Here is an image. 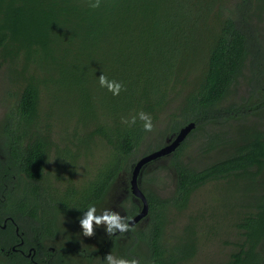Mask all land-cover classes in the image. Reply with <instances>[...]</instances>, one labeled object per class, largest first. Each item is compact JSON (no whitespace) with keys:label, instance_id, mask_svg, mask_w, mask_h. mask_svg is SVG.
Segmentation results:
<instances>
[{"label":"trees","instance_id":"16d2710c","mask_svg":"<svg viewBox=\"0 0 264 264\" xmlns=\"http://www.w3.org/2000/svg\"><path fill=\"white\" fill-rule=\"evenodd\" d=\"M191 55V61L198 60L203 67L190 65V71L200 68V74L185 91L187 77L180 79L179 74ZM0 57L10 63L24 61L20 79L24 86L15 117L8 115L2 128L14 142L0 149L7 156L0 158V213L33 222L26 227L38 236L36 240L56 245L62 234L58 214L76 220L90 205L105 201L117 175L125 171L130 176L143 143L142 155L194 122L187 138L170 156L161 158L174 173L169 194L163 196L150 187L146 166L142 170L140 185L149 204L146 223L140 228L139 223L128 224L132 231L121 234L125 239L112 237L95 251L76 247L77 253L90 260L93 253L104 257L101 253L107 248L118 258L136 257L139 264H186L198 251L196 224H186L168 243L164 235L169 213L186 209L198 187L223 179L236 188L243 181L247 186L241 187L244 194L234 222L240 238L227 258L216 264H264V130L248 123V111L252 110V117L264 105V0H100L97 8L89 7V0H0ZM29 69L51 79L29 76L25 73ZM248 73L249 93L235 104L229 97L236 94L239 77ZM101 74L120 82L119 93L100 85ZM48 82L69 101L76 100V111L62 114L64 130L71 127L77 133L90 127L89 136H99L109 147L94 178L62 191L43 182L50 142L44 140L48 134L43 137L32 126L39 116L40 88ZM172 93L182 95V100L157 128L154 122L170 106ZM139 112L151 116V131L144 130ZM133 116L135 122L130 120ZM70 118L75 119L73 124ZM222 120L238 125L232 136L207 131V126L215 127ZM22 134L31 138L17 140ZM198 136L203 141L195 158L186 149L189 139ZM220 144L221 149L215 148ZM211 154L217 156L202 160ZM62 156L72 154L63 149ZM17 188L23 193L15 196ZM130 197L123 207L124 219L138 212L139 204ZM10 230L12 225L0 226V264H34L9 251ZM71 248H64L65 257ZM33 258L36 264H45L37 255Z\"/></svg>","mask_w":264,"mask_h":264},{"label":"rangeland","instance_id":"374dc122","mask_svg":"<svg viewBox=\"0 0 264 264\" xmlns=\"http://www.w3.org/2000/svg\"><path fill=\"white\" fill-rule=\"evenodd\" d=\"M213 9L217 10L216 4ZM191 59L192 55L187 59V63L183 68V74H179L180 79L187 77V81L190 84L185 88V91L191 88L195 77L200 74V68L203 67V63H200L198 60L191 61ZM23 62V59H20L17 63H10L8 60L3 61L2 57H0V128L3 129L5 128L4 122L6 117L8 115L15 117L17 100L24 86V83L20 80L24 77L21 75ZM192 64L200 68H194L190 71V65ZM187 72H189L188 75ZM25 73L29 76H44L46 79H51V76L48 77L46 73L35 72L34 70ZM243 73H247V66L244 68ZM12 79H16V82H13ZM249 85V73L240 76L235 89L236 94H232L229 97L230 101L236 104L240 98L248 95ZM179 86L178 84V88ZM172 95L173 100L170 106L165 107L164 111L159 113L160 119L154 122L157 128L162 127L166 123V113L172 112L182 100V95L176 93H172ZM70 97L74 98L73 94ZM263 108L264 105H262L259 114H264ZM71 109L76 111L75 98L74 102L69 101L64 92L59 91L58 87L53 83L48 82L45 89L44 87L40 88L39 118L36 126H33V128L37 131L39 129L41 135L48 134L47 139L50 142L43 182L60 191L65 189L69 184L82 186L94 178L95 174L103 166L102 164L107 160L109 153V147L104 140L100 139L99 136H89L90 127L86 129L81 128L77 133H73L71 127L67 129V132L64 130L65 118L62 117V114ZM251 111H248V123L258 124V127L264 130V117H259L257 112L251 117ZM74 121V118L69 119L70 124H73ZM237 126L236 123L228 124L222 120L215 127L213 125L207 126V131L218 132L225 138L228 135L232 136ZM86 130L88 131L85 134ZM154 136H156L155 132L151 138H154ZM202 141L203 139H200V136L190 138L186 153L196 158L197 146L201 145ZM226 147L224 145L223 149ZM143 148L144 143L138 148L135 161L142 155ZM215 148L221 149L222 144L216 145ZM63 149H69L72 156L63 157ZM0 155V158H2L1 150ZM216 156V154H211L202 158V160L211 161ZM144 169L146 181L148 178H152L150 187L158 193L165 196L173 190L174 173L168 166L166 159L150 162ZM141 178L142 174L140 176V184L142 182ZM129 180L130 176L125 171L117 175L106 195L105 201L95 206L96 214L102 215L104 212L109 211L118 214L120 217L124 215L123 207L126 206V199L131 194L129 191ZM241 183V185L238 183L239 188H236L234 184L227 183L223 179L208 182L194 191L186 209L180 211L172 209L170 211L168 216L170 223L166 227L164 235L168 243L177 239V235L183 232L186 224L189 222L193 225L196 224L199 247L194 257L186 264H216L218 261L226 259L227 255L234 249V243L240 238L238 230L234 226L236 211L239 209V204H241L239 202L243 199L244 192L241 194V187L247 186L245 185L247 182L243 181ZM130 199L136 202L133 197H130ZM72 218L69 215H57V223L62 230V236L66 244H69L70 240L75 241L76 247L81 248L85 246L89 251L92 248L91 245L107 232L108 223L104 219L98 222L93 220V232L86 235L83 233L79 223L80 217H77L76 220H71ZM145 223L146 220H142L138 227H142ZM96 247L97 245L94 246V248ZM110 255L118 258L115 253ZM104 258H102V261L99 257L89 261L76 254V262L78 264H106Z\"/></svg>","mask_w":264,"mask_h":264},{"label":"flooded vegetation","instance_id":"af4514ba","mask_svg":"<svg viewBox=\"0 0 264 264\" xmlns=\"http://www.w3.org/2000/svg\"><path fill=\"white\" fill-rule=\"evenodd\" d=\"M26 125L27 124H25L24 126H26ZM12 136H13L12 134H6L5 132H3L2 128H0V148L1 147H2V149L10 148L11 147L10 143L14 142V140L11 139ZM30 138H31V136H29V134H27V135L22 134L21 137H18L17 140L28 141ZM44 138H45L44 140L47 142L48 139L46 137H44ZM2 156L5 159H7L5 152H3ZM22 193H23V189L18 190V188H17L16 190L13 191V194L15 196L20 195ZM40 193L42 194V188L40 189ZM133 198L137 202V199L135 197H133ZM132 201H134V200H132ZM0 214L2 215V218L0 220V226L2 227V229H5L8 224L10 226L12 225V230H10V235H9L8 240H7V242H9V251H11L12 253L25 256L29 261L33 262L34 264H36V261L33 258L34 255H37L40 258V260L42 262H44L45 264H78L76 262V254H78L77 253L78 251L76 250V242L75 241L70 240L69 244H66L64 241V238L61 234V235L57 236L56 245L46 244L45 239L41 243L39 240H36L38 238V236L32 232L31 228L26 227L27 225L32 226L33 222L23 221L21 219L20 215H19L20 218L18 220H15L9 213H7L5 211H4V213H0ZM121 217H122V219L120 220V222L128 224V220L130 218L124 219L125 214L121 215ZM140 222H138V223H140ZM112 228H113V232L111 234H109V232L107 231L103 237L101 236L100 238H98L94 242V244L91 245L92 248H90V249L92 251H95L97 248H99L100 244L102 242H104L106 240L110 241L112 237H114L117 241L120 239H125V238H122V236H121L122 233L120 232L119 228H117L115 225H113ZM130 231H132V229H129L125 232L129 233ZM68 245L72 246V248H71L72 252H69V251L66 252V253H68V255H66V257H65L64 248ZM95 245H97L96 248H94ZM112 253H113L112 251H110L106 248V251H104L101 254H105L104 255V257H105L106 255L112 254ZM130 256H135V255L131 254ZM98 257L101 258V261H102L103 255H100ZM96 258H97V255H95L93 253L92 258L89 261L96 259ZM54 260H59L60 262H54Z\"/></svg>","mask_w":264,"mask_h":264},{"label":"water","instance_id":"95a60500","mask_svg":"<svg viewBox=\"0 0 264 264\" xmlns=\"http://www.w3.org/2000/svg\"><path fill=\"white\" fill-rule=\"evenodd\" d=\"M194 127V122H188L183 125L176 133L166 138L165 143L161 147L141 155L132 165L129 180V191L131 195L137 199L139 206L138 212L128 220V224L130 226H133L142 220H147L148 218V200L140 187V176L143 168L150 162L170 156L184 141V139L187 138Z\"/></svg>","mask_w":264,"mask_h":264},{"label":"clouds","instance_id":"9594fccd","mask_svg":"<svg viewBox=\"0 0 264 264\" xmlns=\"http://www.w3.org/2000/svg\"><path fill=\"white\" fill-rule=\"evenodd\" d=\"M99 4H100V0H89V7L91 8H97L99 7ZM99 83L101 86L107 87L108 90H110L114 95L119 93L121 88V84L119 81L108 80L103 74L99 76ZM137 115L139 119L143 121L144 130L151 131L153 128L151 116L144 112H139ZM38 118L39 116L35 119L34 121L35 123H37ZM136 118H137L136 116L131 117L130 118L131 122H135ZM32 126L34 125L32 124ZM24 127L26 130H28L27 125ZM101 219L107 221L108 223L107 231L109 232V234L113 232V228H112L113 225L119 228L121 233L127 231L129 228V225L127 223L120 222L121 217L118 214L109 211L104 212L102 215L96 214L95 205H90L87 208V210L84 212V214L79 218V223L82 227L83 233L86 235L91 234L93 232L92 221L96 220L98 222ZM104 259L106 261V264H139V261L135 258L132 259L116 258L110 254L106 255Z\"/></svg>","mask_w":264,"mask_h":264}]
</instances>
